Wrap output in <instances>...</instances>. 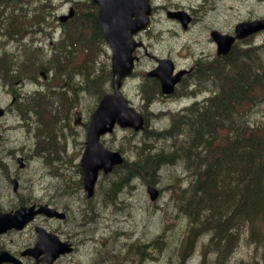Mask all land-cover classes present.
Returning <instances> with one entry per match:
<instances>
[{
  "label": "trees",
  "instance_id": "1",
  "mask_svg": "<svg viewBox=\"0 0 264 264\" xmlns=\"http://www.w3.org/2000/svg\"><path fill=\"white\" fill-rule=\"evenodd\" d=\"M24 2L0 0V15L4 13L0 22L5 23L6 34L11 35L15 29L23 37L29 32H43L44 25L48 27L45 8L51 7L50 0H40L33 7V11L39 8L35 22L29 5L23 7ZM72 4L74 15L59 25L60 36L53 44L35 46L30 39L22 43L15 60L7 52L0 55V80L7 85L22 82L24 77L32 79L35 85L40 83L41 71L53 74L49 82L45 81L47 88L28 94L27 100L69 101L71 105V89L79 76L86 92L94 94L97 101L105 93L111 73L97 8L90 0H76ZM47 34L51 36L52 31ZM259 49L261 52L257 47L233 51L210 63V100L198 110L197 119L179 117L173 121L175 127L186 128L192 135L185 150L177 149L193 176L185 190L189 191L186 211L198 215L201 227L210 229L209 244L215 253V264H228L233 244L243 229L247 228L257 240L259 234L264 239V44ZM52 84L59 86L58 91L49 86ZM260 103L262 117L250 121L251 112ZM62 105L53 108L52 104L42 103L33 107L23 103L17 110L25 118L34 114L35 109H42L35 113L40 116L35 123L37 131L39 126L49 128L53 123L56 126L68 121L66 112L61 111ZM142 143L135 162L125 161L117 167L121 169L119 173L115 169L107 177L108 195L120 192L137 178L152 182L157 168L167 162L170 155L145 154L150 148ZM192 233L185 239L189 250L194 241Z\"/></svg>",
  "mask_w": 264,
  "mask_h": 264
},
{
  "label": "rangeland",
  "instance_id": "2",
  "mask_svg": "<svg viewBox=\"0 0 264 264\" xmlns=\"http://www.w3.org/2000/svg\"><path fill=\"white\" fill-rule=\"evenodd\" d=\"M23 1H25L23 7L28 8L29 5V13H31L30 15L33 16V21L35 22L38 19L39 8L33 11V7L40 0ZM66 2V0H50L51 7L45 8L47 10L45 17L48 27L44 25V31L39 34L37 32H29L25 36L20 37V34H17L16 30L13 29L12 34L9 35L5 32V23L0 22V55L9 52L15 60L17 52L22 48L21 41L25 39H37L41 46L48 45L51 39L47 33L51 28L54 31L58 28V22L55 21V17L67 13L68 5H66ZM18 13H21V11L19 10ZM1 17H4V13L0 15ZM252 18H264V2L261 0H210V20L213 21L212 24L216 27L219 26L226 29L232 27L239 20ZM152 29L155 31L156 27H152ZM58 35L60 36V34ZM14 36L16 38H13ZM158 36L159 34H156L148 40L151 47V55L160 53L158 50L160 43H171L175 40L171 33H167L163 39ZM263 43L264 32L244 44L245 46H254ZM153 62L152 57H142L141 63L137 66L136 75H143L145 69L151 67ZM138 80V83L126 82L124 89L126 97L132 104L144 109V103L138 92H136L137 87L134 88V85H138L139 88L142 84L140 83V77H138ZM60 83L61 81L58 85ZM32 88V85H25L22 82L4 87L0 82V106L9 103L13 92L25 93ZM72 96H75V102L74 108L70 110L71 114L76 106L82 109L85 115L91 112L94 104V98L91 94L83 90L78 96L74 94ZM176 103L178 104V102ZM151 108H154V106H151ZM164 108L166 109V107ZM258 108H262L261 103L257 105L256 109ZM61 111H64V109L61 108ZM255 117L259 119L262 116L257 114ZM70 119L72 121V117ZM167 122L168 119L164 117V112L158 111L155 115H151V123L155 127L166 125ZM20 125H22L21 119H18L15 113H8L0 123V132L4 135V139L0 143V207H8L19 200L16 199L11 186L6 185L3 180V177L7 176L10 170H17L14 159L18 156L17 154H20L19 148L25 147L29 157L27 169L21 174L25 187L28 186L34 196L38 198L45 195L47 188L50 189L48 187L46 169L41 170L39 168L41 164H38L34 156L32 134L25 132L23 127H19ZM65 131L66 134L64 136L68 137V141L78 140L81 137L80 129L77 132H73L70 129ZM131 134L128 130L116 129L113 134L105 137L108 145L121 148L122 153L130 161L136 158L135 154L139 150L138 145L144 146L141 137L142 133L136 134L134 137H131ZM173 140H168L170 142L169 145L163 139L145 140L149 144V147L146 148H150L154 152L163 151L167 154L183 147L180 140ZM132 143L134 144L133 146ZM74 147H79L78 142H74ZM70 149L73 155L62 153L65 160L62 165L67 162L68 165H72L73 160L78 158L76 155L79 151L72 147ZM181 158L178 157L173 160L172 164L163 165L158 169L154 185L160 189L161 194L154 203L149 201L146 195L147 182L142 178H138L116 193L115 196L117 197L114 198L118 203L104 205L103 194L108 188L106 187L105 179L102 177L100 182H98V186L102 196L103 214L93 222V226L96 225L99 228L101 235L98 234L96 243L94 240V242L87 240L86 244L89 248L82 251L76 260L84 261L86 264H95L99 256L100 264H133L136 261V252L143 250L144 264H181L182 262L183 264H214L215 253L209 245V241L206 240L210 234V229L201 228L200 222H194L189 218V214L185 212L184 202L188 197L187 193L189 191L185 192L183 190L188 187L192 175L182 165L184 162L181 161ZM44 162L46 163L47 161L44 160ZM56 171H59V167H56ZM69 173L73 178L67 176L65 181L77 179L72 170ZM181 195H183L182 200L178 198ZM118 198H121L122 201H117ZM199 219L200 217L198 216L196 221H199ZM191 231L193 232L194 241L191 240L193 242L189 250L186 249L187 242L185 243V239ZM89 233L93 235L91 231L87 230L86 234ZM258 237H260V240L251 237L247 228L238 233L232 247L233 253L229 264H264V239L260 234ZM156 240H159L158 243L155 242ZM94 243L95 247L92 246ZM143 244L145 245L144 247L142 246ZM91 256L96 258L95 262L92 261ZM86 259L88 260L86 261ZM63 262L67 264L66 261Z\"/></svg>",
  "mask_w": 264,
  "mask_h": 264
},
{
  "label": "flooded vegetation",
  "instance_id": "3",
  "mask_svg": "<svg viewBox=\"0 0 264 264\" xmlns=\"http://www.w3.org/2000/svg\"><path fill=\"white\" fill-rule=\"evenodd\" d=\"M149 3V25L146 29L134 35V39L142 43L143 46L137 47L134 51L138 60L135 62L132 79L137 83L139 82L138 77L143 79L142 74L136 75L135 73L138 64L141 63L142 57H152L154 61L151 67H148L145 71L152 69L156 65L157 59H169L172 61L174 67L173 73H183L180 83L188 78L193 81L190 87V89H193L188 90H190L191 93L194 92L196 95L198 92V87H195V82L198 81L197 76H205L208 74L210 72V61L218 57L215 44L210 38L211 31L217 30L223 34L233 36L234 25L225 29L224 27H216L212 24L213 21L210 20V0H149ZM152 27H156V30L153 31ZM167 33H171L175 40L171 43H160L158 45L160 53L151 55V47L148 43L149 38L159 34L158 37L163 39ZM244 43V40H235L227 55L233 51H238ZM154 85V89L148 88L147 90V87L138 88V85H134V88L137 87L136 92H138L141 100L148 103V108L151 106L150 102L154 104V107L171 106L169 111L177 115L190 107L193 103H185L182 107L176 104V102L179 104L181 101V99L177 97V93L180 90V87L178 88L179 84L175 87L174 92L167 97L161 94L158 81L155 82ZM198 96H200L199 100L194 102L205 101L206 95L203 90H200V95ZM15 101L16 100L13 99L8 106L4 105L6 112L13 111V104H15ZM140 110L144 116L146 115L147 117H151V115L154 114V110L151 109H147L145 112L142 108H140ZM79 129L81 130L80 139L73 141H68V139L66 141L62 140L61 144L64 146L65 154H71L70 147L77 149L79 152L84 148L85 132H83V129L80 127L74 128V131L77 132ZM42 133H44V131H42ZM47 134H49V132H47ZM3 139V135L1 134V141ZM74 142H78V148L74 147ZM37 147L43 157L44 154L47 156V162L43 163L44 158L36 154L35 149H33L38 164H41L39 168L41 170L44 168L46 169L47 182L50 189L47 188V192L41 198L34 196L29 190V187H25L21 178V174H23L25 170H19L15 174L16 179L19 181V191L14 193L16 199L19 200L15 201L13 205L8 206V208L3 209H10L14 205L37 206L40 203H46L51 208L62 211L64 216L60 219L57 217L48 218L44 215H37L34 216L24 228L18 230L11 229L0 234V251H5L8 256H12L16 260L15 262H4L2 264H45V253L32 252V249L38 242L37 227L39 226L45 228L47 232L56 235L60 241L68 242V244L72 246V251L70 253L58 256L50 264H64L63 261H66L67 264H86L84 261H77L76 258L79 257L82 251L89 248L86 244L87 240H94L96 243L98 234L101 235L99 228L96 225L93 226L94 220L102 216V196L98 183L95 186L94 196L89 199L83 182L81 181L82 171L77 167L76 162L72 165H62L55 162L57 156V145L55 140L49 136L47 140L39 139ZM18 151H20V155H22L27 162L26 157H28V153H26L25 147L19 148ZM72 155L73 154L70 156ZM37 156L39 158H37ZM75 160L77 161V159ZM56 167H59V171H56ZM70 170L73 171L77 179L65 181L67 176L73 178L70 176ZM93 207L96 208L95 212L91 211ZM87 230L91 231L93 235L90 233L86 234ZM95 243L92 245L93 247L96 246ZM92 257L93 256L90 258ZM87 260L88 259H86V261ZM92 261L95 262L96 258H92ZM95 264H100L99 256Z\"/></svg>",
  "mask_w": 264,
  "mask_h": 264
},
{
  "label": "water",
  "instance_id": "4",
  "mask_svg": "<svg viewBox=\"0 0 264 264\" xmlns=\"http://www.w3.org/2000/svg\"><path fill=\"white\" fill-rule=\"evenodd\" d=\"M98 5V19L106 42L112 50L111 71L113 75V92L105 94L100 100L96 110L91 116L87 131V145L81 158L85 188L90 196L93 191V185L98 171L103 169L105 172L112 169L113 166L122 163L123 158L117 151H111L102 144L99 139L106 133H111L115 123L121 128L131 127L139 130L143 127L142 117L128 106L127 101L119 93L121 79L130 75L133 68V61L136 59L132 52L136 47L132 34L146 27L147 18L142 13L137 14L138 6L132 0H92ZM147 5V4H146ZM146 10V7H144ZM137 15L132 20V15ZM72 16V10L68 15L61 17L62 21ZM264 30V19H257L248 22H242L236 25L235 34L237 39H244L247 36ZM213 40L217 45L218 54H226L234 38L222 35L217 31L211 33ZM149 76L158 78L161 82L162 92L171 94L174 85L179 81L180 75L172 76L171 63L168 60H159L158 66L151 71ZM0 109V116L2 115ZM21 158L18 159L20 167L23 166ZM16 181H13V189H16ZM151 200H155L158 191L149 186L147 188ZM35 214H44L48 217L56 216L62 218L63 213H58L47 205H39L34 210L31 207H19L14 211L0 212V234L9 229H21L29 222ZM39 240L35 250L46 253L49 262L58 254L68 252L70 249L66 243L59 242L56 236L47 233L42 228H37ZM4 252H0V263L14 261Z\"/></svg>",
  "mask_w": 264,
  "mask_h": 264
},
{
  "label": "bare ground",
  "instance_id": "5",
  "mask_svg": "<svg viewBox=\"0 0 264 264\" xmlns=\"http://www.w3.org/2000/svg\"><path fill=\"white\" fill-rule=\"evenodd\" d=\"M250 49H251V48H250ZM242 51H243V50H242ZM246 51H247V50H246ZM219 69H220V68H219ZM221 69H222V68H221ZM217 70H218V69H217ZM219 71H220V70H219ZM216 72H217V71H216ZM219 75H220V74H219ZM222 75H223V74H222ZM222 75H221V76H222ZM219 77H220V76H219ZM219 77H218V78H219ZM227 77H228V76H227ZM229 78H230V77H229ZM254 84H256V83H254ZM250 100H251V99H250ZM226 105H228V104H226ZM231 105H232V104H231ZM228 107H229V106H228Z\"/></svg>",
  "mask_w": 264,
  "mask_h": 264
}]
</instances>
